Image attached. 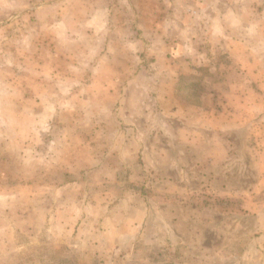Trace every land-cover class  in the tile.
<instances>
[{
    "label": "rangeland",
    "instance_id": "374dc122",
    "mask_svg": "<svg viewBox=\"0 0 264 264\" xmlns=\"http://www.w3.org/2000/svg\"><path fill=\"white\" fill-rule=\"evenodd\" d=\"M0 264H264V0H0Z\"/></svg>",
    "mask_w": 264,
    "mask_h": 264
}]
</instances>
